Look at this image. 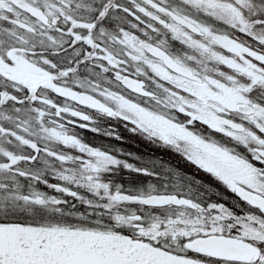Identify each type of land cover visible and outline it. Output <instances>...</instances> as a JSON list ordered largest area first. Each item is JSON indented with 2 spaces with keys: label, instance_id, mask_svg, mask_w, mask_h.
<instances>
[{
  "label": "snow or ice",
  "instance_id": "obj_1",
  "mask_svg": "<svg viewBox=\"0 0 264 264\" xmlns=\"http://www.w3.org/2000/svg\"><path fill=\"white\" fill-rule=\"evenodd\" d=\"M98 117L241 210L122 190L160 177L85 138L119 139ZM0 264H264V0H0Z\"/></svg>",
  "mask_w": 264,
  "mask_h": 264
},
{
  "label": "flooded vegetation",
  "instance_id": "obj_2",
  "mask_svg": "<svg viewBox=\"0 0 264 264\" xmlns=\"http://www.w3.org/2000/svg\"><path fill=\"white\" fill-rule=\"evenodd\" d=\"M97 119L98 127L115 129L119 139L96 136L91 132H84L85 138L90 141L95 139L97 143H103L106 147L110 146L114 151L121 153L122 161L134 168L150 169L160 177L158 180H153L151 177L120 168L115 183L121 185L122 190L147 191L149 184L156 190L167 186L169 191L179 190L205 203L215 202L235 211L241 210L236 207V197L226 186L209 174L198 170L171 146L154 142L133 132L122 122L109 121L103 117ZM203 131L205 134L208 132L206 128ZM214 135L222 139L219 134ZM156 214L162 215L160 212Z\"/></svg>",
  "mask_w": 264,
  "mask_h": 264
}]
</instances>
